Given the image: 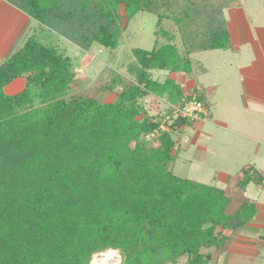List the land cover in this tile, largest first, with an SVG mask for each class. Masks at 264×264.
I'll use <instances>...</instances> for the list:
<instances>
[{
	"label": "trees",
	"instance_id": "1",
	"mask_svg": "<svg viewBox=\"0 0 264 264\" xmlns=\"http://www.w3.org/2000/svg\"><path fill=\"white\" fill-rule=\"evenodd\" d=\"M7 1L85 49L97 44L114 53L120 23L138 13L156 17V39L152 49L123 57L132 81L115 75L107 89H122L110 103L68 95L76 84L71 58L33 37L18 40L0 64V264H88L108 249L119 251L121 264H166L182 255L188 264H208L212 255L200 250H221L224 231L241 228L255 204L245 200L228 214L221 188L174 175L165 117L142 116L140 105L150 93H166L171 103L180 94L173 81H155L149 71L190 72L188 54L230 48L224 10L240 0L224 7L188 0L180 14L175 0ZM168 20L172 25L163 26ZM177 34L183 46L199 36L192 52L179 51ZM17 79L24 88L8 94ZM193 97L207 109L192 94L180 105ZM242 174L243 190L262 181L249 167Z\"/></svg>",
	"mask_w": 264,
	"mask_h": 264
},
{
	"label": "rangeland",
	"instance_id": "2",
	"mask_svg": "<svg viewBox=\"0 0 264 264\" xmlns=\"http://www.w3.org/2000/svg\"><path fill=\"white\" fill-rule=\"evenodd\" d=\"M186 2L188 0H175L174 9L178 14L187 6ZM210 2L212 7H224L229 4L227 0H210ZM244 3L256 23L264 24V0H244ZM119 13L123 15L121 6ZM155 22L156 17L150 13H138L130 20L124 19L120 23V46L114 53L97 44H92L89 49L77 46L58 31L48 29L39 23L31 25L22 39L33 37L41 44L53 47L71 58L76 84L72 85L68 95L82 93L85 96L95 97L101 102L110 103L117 99L122 86H114L113 90H108L106 85L115 75L120 76L127 84L132 81L126 67L121 66L122 59L125 55L131 54L135 48L143 50L153 48L156 39ZM167 25H172V22L164 21L163 26L167 27ZM194 31H199L198 27ZM175 37L180 52L193 50L192 45H196L199 39V36L196 42L187 39V44L184 43L183 46L181 36L177 34ZM239 55L231 49L192 52L188 54L191 60L190 72L149 71L151 79L155 81L160 83L166 80L173 81L179 87L180 94H175V102L171 103L166 93L161 95L150 93L141 100L140 105V110L145 112L142 116L147 114L165 117V125L161 131H170V136L175 141L172 151L175 161L171 165L173 174L203 185L221 188L228 199L224 209L228 214L240 210L244 206V198L262 199L258 197L260 189L256 187L262 186L261 183L251 182L246 190L244 188L245 191L240 187L242 185L239 186L243 178V170L251 165L257 175L264 176L261 170L262 164L259 163L264 162V147L259 148L256 156L253 143L241 138V135L246 133L245 118L250 116L252 108L248 113L244 107L240 81H236L233 75L235 60H239L238 58L244 54ZM22 88L23 83L20 85L15 83L5 91L13 94ZM190 94L201 97L203 103L207 105L205 119H191L182 124H178L180 121H177L174 125V121L180 115L177 108ZM191 110L192 108H189L188 112ZM219 123L226 124V127L223 128ZM149 141L152 146L157 144V140L152 136L149 137ZM240 232V229L235 232L224 231L226 244L221 250L201 249V253L212 255V260L208 264H244L239 254H234L230 258L228 254L224 255L229 246H242L241 243L236 242ZM188 260L187 255H182L174 262L166 264H188ZM121 261L122 257L118 250L108 249L94 254L88 264H121Z\"/></svg>",
	"mask_w": 264,
	"mask_h": 264
},
{
	"label": "crops",
	"instance_id": "3",
	"mask_svg": "<svg viewBox=\"0 0 264 264\" xmlns=\"http://www.w3.org/2000/svg\"><path fill=\"white\" fill-rule=\"evenodd\" d=\"M224 11L229 49L238 55L244 54L238 58L239 60H235L233 75L236 81H240L244 107L248 113L252 108L250 116L245 118L246 133L241 135V138L253 143L254 154L257 156L259 148L264 147V24L256 23L250 16L244 0L240 1L239 6ZM34 23L38 22L22 9L7 0H0V64ZM15 83L19 85L23 83L24 88V80L22 82L21 79H17L12 84ZM219 125L226 127V124L219 123ZM259 163L262 164L261 170L264 173V162ZM248 167L255 171L253 166ZM261 177L262 186L256 187L260 189L258 197L262 199L244 198L255 204V214L239 228L241 235L238 234L239 238L236 242L241 243L242 246H229L224 253V255L228 254L229 258L234 254L241 255L244 264H264V176ZM238 243L234 244L238 245Z\"/></svg>",
	"mask_w": 264,
	"mask_h": 264
},
{
	"label": "built area",
	"instance_id": "4",
	"mask_svg": "<svg viewBox=\"0 0 264 264\" xmlns=\"http://www.w3.org/2000/svg\"><path fill=\"white\" fill-rule=\"evenodd\" d=\"M192 108L190 112H188V109ZM178 109V110H177ZM175 109V111H179L178 117H187L192 120H203L205 119V116L207 115V109L206 106H204L201 102L197 101L195 97L192 98V100L184 103L182 106L180 105L179 108ZM189 113V114H188Z\"/></svg>",
	"mask_w": 264,
	"mask_h": 264
}]
</instances>
